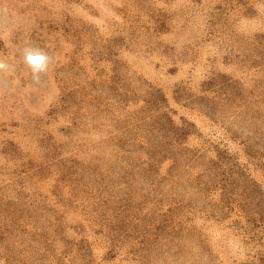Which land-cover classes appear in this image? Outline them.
Here are the masks:
<instances>
[{
	"label": "rangeland",
	"instance_id": "obj_1",
	"mask_svg": "<svg viewBox=\"0 0 264 264\" xmlns=\"http://www.w3.org/2000/svg\"><path fill=\"white\" fill-rule=\"evenodd\" d=\"M0 264H264V0H0Z\"/></svg>",
	"mask_w": 264,
	"mask_h": 264
},
{
	"label": "bare ground",
	"instance_id": "obj_2",
	"mask_svg": "<svg viewBox=\"0 0 264 264\" xmlns=\"http://www.w3.org/2000/svg\"><path fill=\"white\" fill-rule=\"evenodd\" d=\"M41 53L37 50H29L26 52L28 63L33 70H39L44 67L43 55Z\"/></svg>",
	"mask_w": 264,
	"mask_h": 264
}]
</instances>
